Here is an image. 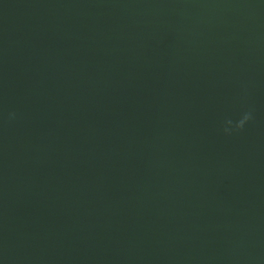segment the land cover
Returning a JSON list of instances; mask_svg holds the SVG:
<instances>
[{"label":"water","instance_id":"obj_1","mask_svg":"<svg viewBox=\"0 0 264 264\" xmlns=\"http://www.w3.org/2000/svg\"><path fill=\"white\" fill-rule=\"evenodd\" d=\"M0 264H264V0H0Z\"/></svg>","mask_w":264,"mask_h":264},{"label":"clouds","instance_id":"obj_2","mask_svg":"<svg viewBox=\"0 0 264 264\" xmlns=\"http://www.w3.org/2000/svg\"><path fill=\"white\" fill-rule=\"evenodd\" d=\"M15 112L9 114L10 119H14ZM254 120V113L251 109L244 111L240 114L239 119L233 121L232 119H226L224 121L223 131L226 135H232L234 132H241L245 129L251 121Z\"/></svg>","mask_w":264,"mask_h":264}]
</instances>
